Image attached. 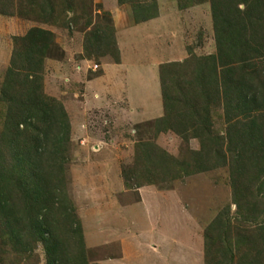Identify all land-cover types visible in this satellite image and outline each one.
Listing matches in <instances>:
<instances>
[{"label": "trees", "instance_id": "1", "mask_svg": "<svg viewBox=\"0 0 264 264\" xmlns=\"http://www.w3.org/2000/svg\"><path fill=\"white\" fill-rule=\"evenodd\" d=\"M118 1L130 2L135 24L159 16L155 0ZM204 3L210 5L215 53L190 52L181 63L160 65L164 115L153 122L158 134L173 132L186 144L196 140L199 149L179 159L144 142L123 176L136 188H172L174 180L227 167L232 203L204 230L205 264H264V0H179V8ZM24 9L25 16L55 27L72 23L66 13L75 11L66 0H30L23 8L0 0L2 15ZM116 43L98 26L85 37L83 59L93 52L120 63ZM64 55L50 29L35 26L14 37L0 86V241L11 247L0 249L1 262L7 253L30 264L41 244L46 264H91L68 193L70 117L44 91L45 61ZM219 110L222 134L215 129Z\"/></svg>", "mask_w": 264, "mask_h": 264}, {"label": "rangeland", "instance_id": "2", "mask_svg": "<svg viewBox=\"0 0 264 264\" xmlns=\"http://www.w3.org/2000/svg\"><path fill=\"white\" fill-rule=\"evenodd\" d=\"M28 1L14 0L21 8ZM66 1L75 11L66 13L72 23L61 27L37 22L24 15L25 9L0 14V86L14 37L35 26L52 30L65 55L45 61L44 91L61 101L70 117L68 193L82 224L90 263L205 264L204 230L232 203L228 168L174 180L172 188H166L168 184L136 188L133 182L126 183L123 171L133 168L137 148L144 142L157 144L179 159L199 149L196 140L186 144L173 132L158 134L153 122L163 114L160 65L181 63L190 52L215 53L210 5L181 10L179 0H155L159 16L137 25L128 1ZM98 26L116 39L123 68L110 54L97 57L92 52V59H83L85 37ZM126 82L131 104L121 93ZM221 113L215 114L220 134L225 129ZM163 172L158 170V175ZM0 249L4 253L11 247L0 241ZM34 253L30 264H46L41 244ZM1 257L0 264H23L21 256Z\"/></svg>", "mask_w": 264, "mask_h": 264}, {"label": "crops", "instance_id": "3", "mask_svg": "<svg viewBox=\"0 0 264 264\" xmlns=\"http://www.w3.org/2000/svg\"><path fill=\"white\" fill-rule=\"evenodd\" d=\"M134 24H135V22H134ZM133 24V25H134ZM138 25V24H137ZM121 63H123L122 65H120L122 68L124 67V65H125V63H124V58L122 57V61H121ZM119 63H117L116 65H118ZM115 65V66H116ZM107 76V72L106 71H104V77H106ZM127 78H129L128 76H127ZM159 80H160V78H159ZM126 86V88L127 87H129V82H126V84L123 86V87H121V89H123V91L121 92V93H124L123 94V96L124 97H126V96H128V103L129 104H131V98H129V94H131V92L129 93V91L127 90V91H125L124 90V87ZM162 96V95H161ZM162 105H163V102H162ZM141 111H142V109H141ZM164 115V108H163V114H161L159 117H157L156 119H158V118H160V117H162ZM156 119H154V120H156ZM150 121H152V120H150ZM168 133H171V132H168Z\"/></svg>", "mask_w": 264, "mask_h": 264}, {"label": "built area", "instance_id": "4", "mask_svg": "<svg viewBox=\"0 0 264 264\" xmlns=\"http://www.w3.org/2000/svg\"><path fill=\"white\" fill-rule=\"evenodd\" d=\"M97 67V66H96Z\"/></svg>", "mask_w": 264, "mask_h": 264}]
</instances>
